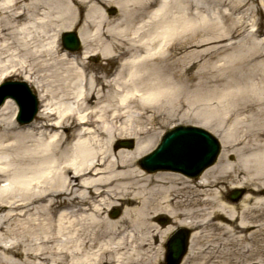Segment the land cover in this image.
I'll return each instance as SVG.
<instances>
[{
  "label": "bare ground",
  "instance_id": "1",
  "mask_svg": "<svg viewBox=\"0 0 264 264\" xmlns=\"http://www.w3.org/2000/svg\"><path fill=\"white\" fill-rule=\"evenodd\" d=\"M254 1L0 0V81L18 71L41 102L56 98L22 125L12 99L0 105V264H155L176 226L197 228L181 264H208L218 245L236 247L247 232L256 239L251 227L264 229V41L243 18L207 13ZM69 30L84 58L117 57L115 71L98 75L60 50ZM246 31L247 40L234 41ZM221 50L230 51L213 63ZM185 107L204 118L248 115L223 132L198 124L222 150L197 177L145 171L138 161L154 143L146 124ZM122 138L133 146L115 150ZM226 184L253 189L227 203ZM237 251L241 264H258L256 249Z\"/></svg>",
  "mask_w": 264,
  "mask_h": 264
},
{
  "label": "rangeland",
  "instance_id": "2",
  "mask_svg": "<svg viewBox=\"0 0 264 264\" xmlns=\"http://www.w3.org/2000/svg\"><path fill=\"white\" fill-rule=\"evenodd\" d=\"M111 7H112L111 5L106 6L108 15H110V17H113L117 13V11L111 10ZM225 7L226 6L212 7L210 10H208L207 13H208V15L210 17L216 19V21L219 20L221 22L225 21V17H223V14H228V13L232 17V19L239 20V19L243 18V20H245L247 25H248V30L247 31L248 32L249 31L250 32H255L256 31L258 33L257 38L262 40V41H264V0H256V1L246 5L243 10L237 11V12H233V13L228 12V10H226ZM81 22H82V20L80 19L78 21L77 27H78V25ZM247 31L245 32V35H240V36L235 37L234 41L247 40L246 37H245L247 35V33H248ZM248 36L249 35H247V38H248ZM59 49L63 50V47L61 46V43H60V39H59ZM198 49H200V47H191V48H188L186 51H192L193 52V51H196ZM82 50H83V47L81 46L78 50H76L75 52H72V53L77 56L78 60L84 61V63L86 65H88L90 67V69H92V71L94 73H96L98 75H101V74L111 75L115 71V69L117 67V63H118V58L117 57H115V58H104L100 54H98V55L97 54H93V55H91L89 57L84 58L83 54H82ZM186 51H184L182 53L178 52L177 55L183 54ZM229 51L230 50H221L215 56V58L211 59V61L213 63L218 64L221 61V59L223 60L225 53H227ZM199 66H200L199 63H198V65L196 64L192 68V71L197 70V68ZM6 78L21 80V79H23V76H22L21 73L16 71V72H13L11 75L7 76ZM30 87L37 94V90L35 89V87L32 86L31 84H30ZM58 100H60V99L58 98ZM55 101H56L55 97L48 96L42 102L40 100L38 101V103H39L38 107L39 108L42 107L41 104H43V103H45V104H47V102L48 103L49 102L54 103ZM13 102H14V100H13ZM208 106H210V108H213V107L217 106V104H216V102L210 101V102H208L206 107H208ZM209 115H210L209 118H204L205 114L204 115L203 114L200 115L199 114V109H194V108L187 109L185 107L182 110L178 111L174 115H168V114L162 115L161 118L159 119V121L156 122L153 127H150L149 124H146L147 125L146 127H148L149 130H150L149 134L154 136V143H153L152 149L159 142L162 133L165 130H167L168 128H170L171 126L175 125V124L180 123V124H196V125H198L200 123H203L208 128L213 129V128L217 127L218 130H221L223 132V130H227L228 129L231 121L234 118L237 117L238 120H240L241 118L243 119V118L247 117L248 113H246V112L233 113V114H231V113H229V114L211 113ZM36 116H37V113L34 116V118H36ZM16 123H18V122L16 121ZM236 127H239V126H236ZM237 131L239 132L238 128H237L236 132ZM237 136H238V134H237ZM129 140H131V138L115 139L114 140V144H113L114 149L117 150L118 148L123 146L126 141H129ZM235 143H237V141ZM221 150H222V146H221ZM220 153H221V151H220ZM236 158L237 157H236L235 153L230 151L229 158H228L229 161H232V162L235 163ZM138 164H139V161H138ZM241 177L242 178H241L240 181H242L244 183L245 179L243 178V176H241ZM249 187H246L245 185L240 186V187H231L229 184H226L225 186L221 185V188L223 189V192H224L223 196L225 198V201L227 203L230 202V203H233V204L240 203L241 197L244 194L248 193V191L250 189H253L252 185L249 186ZM236 189H242L243 190V194L238 200L234 201V200H232L230 198V193L232 191L236 190ZM261 194H264V190L261 191ZM257 221H256L257 223L264 222V215L262 216V218H259V220H257ZM177 227L178 226H176V228ZM185 227L190 229L191 233H192L193 230H197V228L188 227V226H185ZM254 230H256L254 232L256 239H252L251 240L249 232H247V235H246L247 239L239 240V241L235 242L236 243L235 244L236 247L230 246L228 241H227L228 246L224 247L223 245H218V250L215 252L216 256L215 257H211L208 260L207 263L208 264H241L243 262V254H242L241 251H237V249L241 248V249L244 250V249H248V248L252 247V248H254V249H256L258 251L257 256L254 257L253 260L259 261L258 264H264V229L260 230V228L258 226L251 227L250 232H252ZM172 232L173 231H171V233ZM170 234L165 237V239H164V241L162 243L163 244L162 254L159 256V259H158V261L155 264H161L162 262H164V254H165V246H164V244H165L167 238L170 236ZM237 234H241V233L238 232ZM188 245H190V238H189V244ZM227 248H228V251L231 253L230 257L229 256L227 257V254L225 253L227 251ZM235 248H237V249H235ZM233 249L235 251L231 252V250H233ZM188 251H189V246H188ZM188 251H187V253H188ZM238 260H239V262H238ZM195 261L199 262L200 260L196 259ZM228 261H229V263H228Z\"/></svg>",
  "mask_w": 264,
  "mask_h": 264
},
{
  "label": "water",
  "instance_id": "3",
  "mask_svg": "<svg viewBox=\"0 0 264 264\" xmlns=\"http://www.w3.org/2000/svg\"><path fill=\"white\" fill-rule=\"evenodd\" d=\"M63 46L68 50L80 47V38L75 31H65L61 36ZM14 99L18 105L17 120L30 121L37 111V99L24 80H6L0 84V104L5 98ZM131 146L132 141L125 142ZM220 150V142L210 131L196 125L177 124L165 131L155 149L140 159V165L147 171L170 169L196 177L205 167L214 162ZM243 190L230 194L237 200ZM118 210L114 212L116 215ZM189 230L180 227L166 243L165 264H179L188 246Z\"/></svg>",
  "mask_w": 264,
  "mask_h": 264
}]
</instances>
